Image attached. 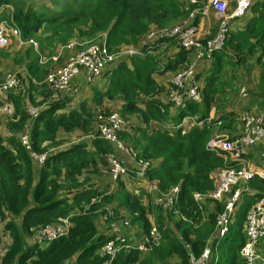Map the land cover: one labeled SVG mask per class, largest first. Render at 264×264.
I'll return each mask as SVG.
<instances>
[{"label": "trees", "instance_id": "16d2710c", "mask_svg": "<svg viewBox=\"0 0 264 264\" xmlns=\"http://www.w3.org/2000/svg\"><path fill=\"white\" fill-rule=\"evenodd\" d=\"M251 2L243 17L230 26L223 48L195 64L194 78L199 84L201 101L188 103L184 109L168 100L163 102L161 96L167 95L170 82L160 85L154 76L167 71L174 74L186 67L193 48L173 46V52L164 51L159 56L117 58L106 64L95 83L89 85L93 86L89 88L92 93L85 99L80 98L81 85L75 80L76 94L53 97L45 76L57 66L38 63V55L30 46L13 53L0 50V55L11 54L12 63H23L27 68L18 88L9 93L14 102L13 115L0 120V264H102L106 256L101 255L100 247L110 236L90 213L98 206L90 205V199L107 190L110 193L104 194L102 200L109 203L116 191L122 192L119 203L131 214L130 223L140 222L137 231L142 230V235L149 232L152 209L147 202L152 197L141 199L139 192H130L120 179L113 181L110 173L105 176L108 182L104 189L93 183L97 181L84 178V169L98 166L105 152L115 151L113 144L99 137L98 131L91 137L94 148L86 141L73 140L76 130L87 129L95 112H109L104 108L119 102L123 116L136 117L133 122L125 119L121 138L132 144L139 156L149 160V179L156 180L162 190L177 185L180 193L175 206L179 212L172 220L162 214L160 206L154 214L163 241L152 251L155 260L142 259L138 250H132L120 252L112 263L159 264V255L167 260L172 258L165 264H187L189 255L199 256L210 239L211 251L218 253L214 264H244L239 251L246 239L245 217L251 206L264 197V178L254 175L246 183L231 187V192L237 186L243 190L233 211L234 222L222 238L213 236V232L217 231L216 216L222 212L226 198L206 200L201 205L203 215L191 193L212 189L211 174L228 164L221 155L208 151L206 145L215 132L235 129L239 121L237 108L243 107L238 98L240 86H248L250 106L258 104L264 108V0ZM6 5H10L11 19L22 37L35 36L40 53L55 54L65 46L67 58L80 48L79 43L69 46L74 40H94L105 34L108 50L116 52L137 45L149 30L167 25L170 16L177 17L175 22L187 18L195 7L183 0H0V8ZM195 18L196 23L198 15ZM52 28V34H45L49 42L39 36L42 30ZM71 34L66 43L59 45L60 38ZM167 44L173 45L170 40ZM71 96L73 102L69 101ZM87 99L93 106L87 105ZM39 104L42 106L38 115L31 118L28 106ZM212 106L215 114L208 119ZM186 116L194 119L195 124L185 131L164 128L178 126ZM30 130L32 149L46 154L40 166L19 140L21 134ZM236 136L231 134L229 138ZM260 168H264V157ZM70 213L73 215L67 235L50 242L37 238L41 227ZM260 243L264 251V238Z\"/></svg>", "mask_w": 264, "mask_h": 264}, {"label": "built area", "instance_id": "2783aa9c", "mask_svg": "<svg viewBox=\"0 0 264 264\" xmlns=\"http://www.w3.org/2000/svg\"><path fill=\"white\" fill-rule=\"evenodd\" d=\"M183 1L195 6L187 18L178 24L161 26L148 31L140 38L138 45L134 47L111 52L108 50L105 34H102L103 37L96 42L80 45L79 50L70 54L62 66L46 74L45 82L48 84L52 96L76 94L78 88L73 84V80L80 73H83L86 80L90 82L100 75L106 64L115 61V59L125 55L128 58L146 54L155 55V48L166 45L169 40L175 41L179 47L193 48L194 56L197 60L209 59L213 53L223 48L231 21L242 18L252 3L251 0H236L234 7L229 10L232 0ZM203 5L213 10L217 21L215 33L211 35V32L207 31L206 35L211 36L204 40L198 24L199 19L196 23L194 22L196 15H199L197 10ZM6 6L10 7V5ZM6 17L0 19V48L13 44L16 49H21L28 45L32 50H38L39 47L36 41L32 38L25 39L22 37L20 29L11 19L10 12L9 16ZM71 45L72 43L69 46ZM194 66V62L191 61L185 68L175 72L170 79L167 100L177 108L184 109L188 103L201 101L199 84L194 78ZM19 82L20 79L17 73L6 72L1 77L0 118H8L13 115V102L9 98V93L18 86ZM240 94L243 96L247 94L245 87L240 88ZM27 112L31 118H35L38 115L39 106L29 105ZM186 118L188 116L184 117V119ZM241 121L242 131L236 137L228 139L219 136L207 143L206 148L208 151L221 155L224 161L229 157L233 161L213 171L211 174L213 179L212 189L203 193L199 191L192 193L193 200L198 206H200L205 197L214 200L220 199L232 186L237 185L239 182L246 183L254 175L264 178V168L255 167L251 169L244 162L247 152L252 147L258 143L264 144V108L257 113L244 111L241 115ZM126 124L125 118L115 112L109 114L99 125V137L111 142L115 149L113 152L120 156L117 157L116 155L115 157L113 154H107L110 166L109 173L113 181L126 175L128 177L137 175V180L147 182L145 187L149 192H152L157 188V181L148 177L151 168L149 160L139 156L137 151L120 136ZM178 127L179 125L168 128L176 129ZM19 140L21 145L29 151L31 159L37 165L40 166L45 162L46 154L32 149L29 131L21 134ZM242 190L238 186L235 187L232 195L226 201L223 211L216 216L217 235L219 238H222L229 230L233 211ZM108 193H110V190L103 191L98 196H93L90 199V205L101 202L104 194ZM179 193L180 188L175 185L167 191L160 192L156 197V203L160 207L172 210L177 204ZM72 215L73 213H70L64 217H58L54 223L44 225L37 231V238L44 242H50L67 235ZM100 219L108 225V235L110 236L100 247L101 255L106 256L102 264H113L112 260L120 252L132 250L147 251L155 244L157 232L154 226L150 227L152 232L150 236L131 242L127 238L125 231L129 227V222L126 219L116 221V214L112 207L107 206L101 209ZM244 230L246 239L240 248V256L244 264H259L261 259L260 241L264 238V198L255 202L248 210L245 217ZM209 254L210 249L205 246L199 256L190 254L187 264H207ZM69 264L73 263L70 262ZM171 264L180 263L173 262Z\"/></svg>", "mask_w": 264, "mask_h": 264}, {"label": "rangeland", "instance_id": "374dc122", "mask_svg": "<svg viewBox=\"0 0 264 264\" xmlns=\"http://www.w3.org/2000/svg\"><path fill=\"white\" fill-rule=\"evenodd\" d=\"M11 11V7H7V8H5V7H2V9L0 10V19H3V18H7L6 16H9V12ZM199 11V9L197 10V12ZM191 12V10L189 11V13ZM189 13H188V15H189ZM176 18L177 17H172V16H170V18L166 21L167 23V25H164V26H169V25H171V24H173V25H175V24H178V22H180L181 20H183V19H185V18H181V19H179V21L178 22H175V20H176ZM172 26V25H171ZM155 29V28H154ZM151 30H153V29H151ZM53 31H54V29L52 28V29H46V30H42V32L40 33V35L39 36H44V38L47 40V42H49V40L47 39V36L45 35V34H47V33H49V34H52L53 33ZM150 31V30H149ZM34 37V38H33ZM33 37H30V38H32L34 41H36V42H38L36 39H35V36H33ZM69 37V39H70V37H72V34L70 35V36H68V35H66V37L65 38H60L59 39V45H63L64 43H66L67 41H65L67 38ZM103 37V35L102 34H100L96 39H94V38H92V39H94V40H89V39H83V40H85V41H82V42H80V41H76V40H74L75 42H71V43H79V45H82V44H87V43H92V42H96V41H98L100 38H102ZM39 42H40V40H39ZM45 42V41H44ZM70 44V43H69ZM78 45V46H79ZM138 45V44H137ZM136 46V45H135ZM129 47H134V46H126V47H123V48H121V49H124V48H129ZM25 49V48H24ZM30 49V48H29ZM64 49H65V46H61V48H59L58 50H57V52L55 53V54H51V53H49V54H46L47 56H45V55H43L42 53H40V51H39V49L38 50H32V49H30L32 52H34L35 54H37L38 55V58H37V62L38 63H40V64H42L43 66H47V67H55V66H57V67H60V66H62L61 64H63L65 61H66V58H67V55H66V53H65V51H64ZM120 49V50H121ZM0 50H3V51H9L10 53H13L14 51H16V52H18V51H21V50H23V49H16L15 47H14V45H9L8 47H3V49L2 48H0ZM49 55V56H48ZM60 58V59H59ZM121 58H128L126 55L125 56H122ZM129 59V58H128ZM0 61H2V63L4 64V66H6L9 62H12V60H11V54H10V56L9 57H6V56H3V55H0ZM14 64V63H13ZM15 66H16V69H18V68H20V72L19 71H17V72H15V73H17V75H18V77H19V79H20V82H21V78H23V75L21 74V69H22V65L20 64V63H15L14 64ZM58 65H60V66H58ZM57 67H55V68H57ZM54 68V69H55ZM185 68V67H184ZM194 68H195V66H194ZM51 70H53V69H51ZM50 70V71H51ZM49 72V71H48ZM0 74H1V72H0ZM4 74V73H3ZM3 76V75H2ZM1 76V77H2ZM20 82H19V84H18V86L20 85ZM18 86L14 89V90H16L17 88H18ZM243 87V86H242ZM241 88V87H240ZM169 89H170V86H169ZM13 91V90H12ZM11 93H13V92H11ZM239 93H240V90H239ZM59 96V95H58ZM58 96H57V98H58ZM168 96V94L166 95V97ZM240 96L242 97V98H240V102L242 103V106L243 107H245V106H250V104H251V100L249 101V96H247V95H245V96H243V95H241L240 94ZM248 97V98H247ZM10 98V97H9ZM11 99V98H10ZM12 100V99H11ZM74 100V97L73 96H71L70 97V99H69V101H73ZM12 102H13V100H12ZM38 106V105H37ZM42 106V104H39V108ZM91 106V105H90ZM13 108H14V102H13ZM116 109V110H115ZM95 110H98V111H100L99 109H95ZM95 110H92V111H95ZM104 110H110L109 112H105V113H103V112H95V114H93V120H92V118H90V121H91V123H90V125L87 127V129H80V130H76L75 132H74V135H73V140H74V143H77V142H82V141H86L87 142V144H88V146H90L91 148H94V146H96L94 143H92V141H91V137H92V135H93V132L95 131H98L99 130V125L105 120V118L109 115V114H111V113H119V114H121L122 115V112H120V110L118 109V108H114V107H111V108H104ZM98 113V114H97ZM97 114V115H96ZM95 115H96V117H95ZM123 116V115H122ZM125 119H128L130 122H133V121H136V117H134V116H131V114L129 115V116H123ZM94 119H95V122H94ZM93 121V122H92ZM240 121V120H239ZM90 129V131H88ZM88 131V132H87ZM29 135H30V137H32L33 136V132H32V130H30V132H29ZM219 136H221V137H225L224 135H222V134H220V133H218V132H215L214 134H213V136L211 137V138H209L208 139V142L209 141H211V140H213V139H215L216 137H219ZM227 138V137H226ZM125 141H126V139L125 138H123ZM228 139H231V138H228ZM207 142V143H208ZM74 143H72V144H74ZM126 143L128 144V145H130V146H133L132 144H130V143H128L127 141H126ZM107 154H113L115 157H116V154L113 152V150L112 151H107V152H105V154H104V159L103 160H101L100 162H99V164H98V166L96 165V166H90V167H87V169H84L85 171L83 172V175H84V178H90V180L91 181H97V182H93L94 184H96V186L97 187H99V188H101V187H103V189L105 188V186L107 185V182H108V180H107V177H105L106 175H108L109 174V170H110V168H108V164H109V161H108V158H107ZM97 169H100V170H98V174H94V172L97 170ZM137 175H135L134 177H128V175H126V176H124V177H122L120 180L122 181V183L124 184V186L128 189V190H130V192L132 191V192H134V191H136V192H139V196L141 197V199H143V198H146V197H148V196H150V197H152L151 199H149L148 200V202H147V204L148 205H150L151 206V209H152V211H151V216L149 217V219H150V222H151V225H150V227L151 226H154L155 228H156V232H157V239L154 241L155 242V244L153 245V247L150 249V250H147V251H138V252H140L141 253V257H142V259H146V258H151L152 260H155V257H153V255H156L154 252H152L153 250H154V248H156V247H158L163 241H162V236H161V233L159 232V228H157V223H156V219L154 220V214H157V212H158V210H159V208L157 207V206H159V204L158 203H156V197L159 195V193L160 192H162V191H167V190H162V188H161V186H160V184H158V183H156V185H157V188L154 190V191H152V192H149L147 189H146V187H145V184L147 183V182H144V181H142V182H140V181H138L137 180V177H136ZM81 177V176H80ZM81 180L84 182V180L81 178ZM245 185H243V187H244ZM135 188H137V189H135ZM245 188V187H244ZM231 189L232 188H230L220 199H218V200H221L223 197H225L226 198V201L229 199V197L232 195V193H233V191H234V189H233V191L231 192ZM169 190V189H168ZM200 193H203V192H200ZM121 196H122V192H118V191H116L115 193H114V200H112L111 202H109V203H107V202H104L103 200L101 201V202H99L98 203V206H96L94 209H92V210H90V213H92V215H94L96 218H97V222H98V225H100L101 226V228L100 229H103L104 230V232H106L105 234H109V232H108V225L105 223V222H103V221H101V219H100V214H101V209H103L104 207H107V206H110V207H112L113 209H114V211H115V214H116V221H120V220H122V219H126L128 222H129V227L127 228V229H125V231H126V236H127V238L129 239V241H131V242H135V241H138V240H141V239H143L145 236H150L151 234H152V232L149 230V232L148 233H146V234H143L142 235V230H138L137 231V229H139V228H137L138 227V224L140 225V227H141V224H140V222L137 224V223H134V224H131L130 223V220H129V216L131 215H129V213H127V210L125 209V207H123V206H121V204L119 203V201H120V199H121ZM116 198V199H115ZM191 198H192V193H191ZM264 198V197H263ZM263 198H260L259 200H261V199H263ZM179 200V199H178ZM193 200V199H192ZM206 200H214V199H211V198H208V197H205L203 200H202V202L200 203V206H199V209L201 210V214H203V215H205V210H204V208L202 207L201 208V205L206 201ZM259 200H257V201H259ZM256 201V202H257ZM178 202V201H177ZM195 202V201H194ZM226 203V202H225ZM224 206H225V204H224ZM154 208H155V212L153 211L154 210ZM119 211H117V210ZM223 209H224V207H223ZM160 211L162 212V214L165 216V217H168L169 218V220H172L173 218H174V216L175 215H178V209H176V207L174 208V209H172V210H169V209H166V208H163L162 207V209L160 208ZM223 211V210H222ZM127 213L126 214V216H124V215H122V214H120V213ZM180 214V213H179ZM232 217H233V215H232ZM233 219V218H232ZM184 221H187V222H189V220L188 219H184ZM232 222H234V220H232L231 221V223H230V226H231V224H232ZM99 226V227H100ZM229 226V227H230ZM217 234V231H214L213 232V236L214 235H216ZM243 234H245V231L243 232ZM213 236H210L209 238H212ZM3 247V245H0V248H2ZM206 247H208L209 249H210V254H209V257H208V261H207V264H209V259H211V261L210 262H212L213 260H214V257L218 254V253H216V252H214V250L213 251H211V242L209 241V239L207 240V245H206ZM152 252V253H151ZM211 254L213 255V256H211ZM260 255H261V259H260V261H259V264H262V260H263V256H264V251L262 250V247H261V251H260ZM158 256V260H159V264H165V263H167V262H169V261H171L170 259H172V258H170V259H166L165 257H162L161 258V256H159V255H157ZM222 256H226V254H222ZM212 264H214V261H213V263Z\"/></svg>", "mask_w": 264, "mask_h": 264}, {"label": "crops", "instance_id": "0c3cea01", "mask_svg": "<svg viewBox=\"0 0 264 264\" xmlns=\"http://www.w3.org/2000/svg\"><path fill=\"white\" fill-rule=\"evenodd\" d=\"M235 1L236 0H232L231 1V6L234 7V4H235ZM231 7V8H232ZM7 8V6L5 7ZM2 9V7L0 8V10ZM198 24H199V27H200V30H201V33H202V39H206L208 38L209 36L213 35L216 31V27H217V21L215 19V14L213 12L212 9H210L209 7L207 6H201L199 8V11H198ZM235 23V21H231L230 25L233 26ZM207 31H210L211 32V35H206V32ZM173 45H170V44H166V45H162V46H159V47H156L155 48V54L156 56H159L161 55V52H173L174 51V48L173 46H177L179 47L175 41H172ZM173 49V50H172ZM168 54V53H166ZM191 61L194 62V64L198 63L199 64V61L195 58L194 54H192V57L190 59ZM190 61V62H191ZM21 65L23 66L22 67V71H21V74L24 76L26 71H27V68H26V65L21 63ZM199 67V66H198ZM56 69V68H55ZM54 70V69H53ZM19 71L20 72V68L16 69V66L12 63V62H9L6 66H4V64L2 63V61H0V72H1V76L3 75V73H6V72H12V73H15ZM173 75V71H167V72H164L162 74H155V80L158 84L160 85H163L165 86L167 83L170 82V79ZM77 83H79L81 85V89H82V94L80 95V98L81 99H85V98H88L87 95L88 93H92L89 88L90 87H93V86H89V85H92L95 83V78L92 79L90 82L86 80L85 76L83 73H80L78 76L75 77L74 79ZM102 81H105V80H102ZM85 82H87L88 84H86ZM243 87L246 88V91L248 92V86L246 85H242ZM240 86V87H242ZM99 89H103V87H100ZM240 90V88H239ZM239 90H238V98L240 100V98H242L240 96V93H239ZM101 91V90H100ZM89 96V95H88ZM92 97V95H91ZM161 98L163 99V102H165V100H167V97H166V94L163 96H161ZM75 101H77L75 99ZM70 102H73V101H70ZM162 102V101H161ZM162 102V103H163ZM86 103H88L87 105L90 106L92 105L91 102L88 101V99L86 100ZM121 102H119L117 105L116 104H113V107L114 108H120ZM73 106V105H72ZM93 106V105H92ZM116 110V109H115ZM238 110V113H239V120L236 125H235V129L234 130H226V131H220L221 128L218 130L220 132V134L224 135L225 137L229 138V135H238L239 133H241L242 131V121H241V115L244 111H247V112H250V113H257L258 111L261 110V108H259V105H255V104H252L251 106H248L247 108L244 109V107H242L241 109L237 108ZM214 114H215V107L212 106L209 111H208V115H207V118L208 119H213L214 117ZM3 119V118H0V120ZM179 124V127L178 128H181L182 129V132L185 131L186 129H188L190 126L194 125L195 124V121L194 119H191L190 117L186 118V119H182ZM177 124V125H178ZM161 125V124H160ZM163 126H165L164 124H162ZM170 126H165L164 128H167V129H171V128H168ZM229 131L233 132V133H230ZM263 154V155H262ZM264 157V144L263 143H258L256 144L254 147H252L246 154L245 156V165L248 167V168H255V167H258V166H262V158ZM233 161V159L231 157L227 158V160L225 161L226 163H231Z\"/></svg>", "mask_w": 264, "mask_h": 264}]
</instances>
